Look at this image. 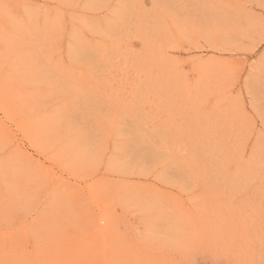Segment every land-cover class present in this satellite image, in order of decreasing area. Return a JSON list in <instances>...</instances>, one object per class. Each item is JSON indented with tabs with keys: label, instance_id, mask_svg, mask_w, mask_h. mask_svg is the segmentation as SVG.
<instances>
[{
	"label": "rangeland",
	"instance_id": "374dc122",
	"mask_svg": "<svg viewBox=\"0 0 264 264\" xmlns=\"http://www.w3.org/2000/svg\"><path fill=\"white\" fill-rule=\"evenodd\" d=\"M0 264H264V0H0Z\"/></svg>",
	"mask_w": 264,
	"mask_h": 264
}]
</instances>
